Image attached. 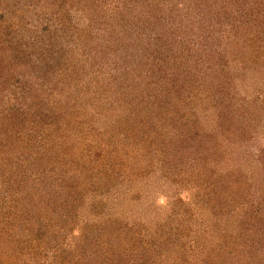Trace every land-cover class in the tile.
I'll list each match as a JSON object with an SVG mask.
<instances>
[{"label": "rangeland", "instance_id": "374dc122", "mask_svg": "<svg viewBox=\"0 0 264 264\" xmlns=\"http://www.w3.org/2000/svg\"><path fill=\"white\" fill-rule=\"evenodd\" d=\"M227 4L0 0V26L10 19L0 27V206L20 216H12L19 240L11 227L0 240L16 255L0 254V264H221L241 254L233 245L209 248L221 221H242L236 210L259 208L255 226L264 216L256 193L264 179L250 177L264 145V65L254 59L264 51V25L253 44L244 35L235 56H225L222 37L235 30ZM206 62L212 69L204 77ZM186 78L194 94L181 87ZM210 88L217 108L201 105ZM176 89L190 97L186 113ZM170 113L189 114L215 159L188 153L196 149L178 138ZM210 162L229 186L216 203L197 184L196 173L214 169ZM27 169L36 177L19 187L14 177ZM240 176L244 191L236 188ZM235 190L241 208L227 211ZM177 236L186 246L166 251Z\"/></svg>", "mask_w": 264, "mask_h": 264}, {"label": "trees", "instance_id": "16d2710c", "mask_svg": "<svg viewBox=\"0 0 264 264\" xmlns=\"http://www.w3.org/2000/svg\"><path fill=\"white\" fill-rule=\"evenodd\" d=\"M170 1V0H168ZM224 2H228L227 6H230L232 8V11L230 12V14L235 13L234 16H232L231 21L234 20V22H232L231 24L235 25V30L231 33V34H227L226 36H223V40H221L224 43V48L222 51V54H225V56L229 55V57H233L235 56V52L237 48H240L239 46L240 44V38H242V36L247 35L249 38V44H253L255 42V40H257V38H259V35H255V29H259L261 28L260 25H264V0H223ZM206 8L205 11H208L209 14H212L213 10H215V8L212 7V5L206 3L205 4ZM238 19V20H237ZM66 21V19L64 18V22ZM10 24V19L3 22L1 24L0 27H9ZM249 29L250 32L246 33V34H241L243 31V28ZM233 29V28H232ZM254 31V32H253ZM257 31V30H256ZM263 29L260 30L258 33H262ZM0 40L2 42H5V37L0 38ZM254 41V42H252ZM258 48V47H257ZM258 51V53L256 54L257 56L254 57L255 61L259 64L264 65V51L261 52V54L259 53V50H255ZM259 61V62H258ZM211 66L207 64V62L204 64L203 66V70H202V74L204 75V77H206L207 74H209L210 70H211ZM197 77V76H195ZM189 79L191 77H188ZM185 79L184 83L181 85L182 88H186V86L189 88L188 91L191 94H194V91L196 90V85L194 84H187V79ZM202 86H204V84L199 85L198 89L199 90ZM211 92L209 93H205V97H207V99H204V103H201V105H206V107L208 108L209 106H215V108H217V100L218 97L217 95L213 94L214 89L210 88L208 89ZM179 89L173 90V94L175 93V100H177L178 104L180 103V109L183 110L186 107V111H184L185 113L188 111L187 109V105H186V101L189 102L190 101V97H187V99L185 100L184 98H181V94H179ZM219 92V90L217 91ZM168 95V94H167ZM220 99V98H219ZM221 101V99H220ZM226 100L221 101V108H223V106L225 105ZM164 103L170 108H174L173 103L168 102V101H164ZM190 103V102H189ZM185 105V106H184ZM176 108H174L175 110ZM208 112V111H207ZM217 113V109L213 110L210 114V112H208V116L213 120H216L214 118L215 114ZM195 114V116H194ZM207 114V113H205ZM191 115L194 116V118H192L193 120L195 118L198 119L196 113L193 112V110H191ZM168 117H172V123L176 122L177 125H180V132L179 137L178 138H182L184 135V138L186 137V142H187V147H193L196 149V151L194 150H190L188 151V153L190 155H199L201 157H206V158H214V155L216 153H214V149L213 146L212 148H206V146L204 145L205 142L203 140V135L202 132L193 125V121L190 124V116L189 114H187L186 116H184L185 120L180 116H178V113H170V115L168 114ZM223 117L219 116V118ZM161 118V116L159 117ZM230 121H232V117H229ZM161 121V119L159 120V122ZM195 121L197 122V120L195 119ZM223 128V127H222ZM229 129H224L223 133H221V135H227ZM187 132V134H183L184 132ZM215 135V134H214ZM216 136V135H215ZM235 149V148H234ZM184 151V150H183ZM25 152V151H24ZM176 154L178 152H175ZM195 153V154H194ZM222 153V152H219ZM257 156L254 158V162L257 164V167L255 166V170L250 173L251 174V179L255 178V174L258 175L259 180L262 181L264 179V145L262 148H260L257 152ZM181 154V153H180ZM180 154H177V156H182ZM182 154H187L186 152H183ZM22 157H24L25 159V153L21 154ZM20 159H23V158ZM217 157V156H216ZM208 166H210L212 169L211 171H207L205 170V173H196L197 177H198V181L197 184L199 185V187H204V189L202 188L201 191H203L202 194V198L205 197L206 200H209L210 202H214L216 203L215 199L219 196V195H223L227 192V189L229 186L226 184H222V182H220V180H216L215 176H220L218 173V170L216 168V164H212V162H210L208 164ZM22 168V167H21ZM258 168H261L260 171H258ZM28 170V169H27ZM217 171V173L215 172ZM24 174H27L26 178L24 176ZM212 175H214V177L212 178ZM32 177V180L35 179L36 176H32L30 170H28V173L22 172L20 174H18V177H14V178H19L21 180V183L19 184V181H17V185L23 186L24 183L23 181H27L29 178ZM256 176V178H258ZM219 179V177H218ZM247 179L243 178L242 176L237 177L236 182H238L237 185H239L237 190L239 191H244L245 188V181ZM259 180L257 181L255 179L256 182H259ZM248 181V180H247ZM257 184V192L261 193V198L259 199V204L260 206L264 204V183H262L260 186ZM253 187L250 186L248 188L249 189ZM225 190V191H223ZM237 190H235V201L233 199H231V206L229 208H227V211H232L235 212L236 210V206L241 208V205L238 204V202L236 201V197L239 196V194H237ZM6 191V190H5ZM237 191V192H236ZM246 191V189H245ZM228 194V193H227ZM223 199H225L223 197ZM202 201V200H201ZM224 202H226V200H223ZM236 202V203H235ZM218 205L220 202H218ZM8 203H4L0 206V216L2 217V219H0V240L5 243L7 241V237L9 236L8 234V230L10 229L9 227H11L12 229L9 230V232L11 233V238H14L15 240H19L18 239V233H15V228L18 226L14 221V217L13 214L15 213V217L19 218L20 216L18 215V212H13L11 211L12 206L7 205ZM259 206V207H260ZM246 207V206H245ZM243 208V207H242ZM238 212L236 210L235 216L239 217L242 216V214L244 213V215L241 217L242 221H238L235 220L233 223H230V226H227L226 224H222L221 223L215 227L218 229V231L216 232L217 237L214 238L213 242L210 243V248L211 250H213V252H215L217 249H224V250H228L230 248L231 245L235 247H237L239 250V252H241L240 255L235 256V257H227L226 259H223V261L221 262V264H264V239H259V241L255 242L253 239L251 238L252 236L255 235V233L257 232V234L259 233L260 236L264 237V234L262 233L264 228L263 225H261V223H264V216L261 214H259L258 216H262L261 218H258V223L255 225H253L251 223V221L253 220L252 218L256 219L257 214L256 212H260V209L257 208L255 209V212L253 213V215L250 213H248V211L244 212V209ZM247 208V207H246ZM7 211L5 212L4 210ZM222 207L220 208V213L222 212ZM17 214V215H16ZM249 224H251L250 226H248ZM4 227V228H3ZM221 228V229H220ZM38 231V229L36 230ZM207 232L212 231V230H206ZM214 236V235H213ZM26 237V236H25ZM171 237V235H170ZM5 238V239H3ZM180 236H177L176 238H172L171 242H167V249H165L166 251H171L174 250L176 247L179 249L180 247H185L186 244H184L183 242H180ZM13 239V240H14ZM35 239H38V237H36ZM182 239V238H181ZM16 240V241H17ZM22 240V239H21ZM23 240H25V242H33L34 238H32L31 241H29L30 239L28 238H23ZM206 240V239H205ZM10 241V240H9ZM12 241V240H11ZM180 242V244H178ZM249 242V244H248ZM254 242V243H253ZM225 244V246H229L228 248H221L219 247V245H223ZM32 245V244H31ZM42 247V245H41ZM251 247H256L257 251L255 253H253V251L251 250ZM8 248V247H7ZM39 248H40V244H39ZM184 249V248H183ZM15 250L16 248H13L12 250H10V252L8 253V251H6L5 249L1 248L0 249V254H2L3 256H10V257H15ZM218 252L221 250H217ZM8 253V254H7ZM217 253V252H216ZM213 254V258H215V254ZM242 260H241V259ZM187 261L184 260L181 263H186ZM153 263V262H152Z\"/></svg>", "mask_w": 264, "mask_h": 264}]
</instances>
